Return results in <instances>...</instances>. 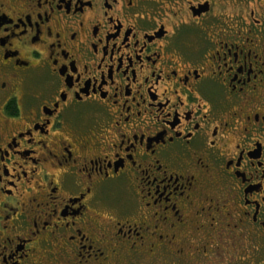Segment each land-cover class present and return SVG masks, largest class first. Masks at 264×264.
I'll use <instances>...</instances> for the list:
<instances>
[{
    "label": "flooded vegetation",
    "instance_id": "1",
    "mask_svg": "<svg viewBox=\"0 0 264 264\" xmlns=\"http://www.w3.org/2000/svg\"><path fill=\"white\" fill-rule=\"evenodd\" d=\"M0 264H264V0H0Z\"/></svg>",
    "mask_w": 264,
    "mask_h": 264
}]
</instances>
